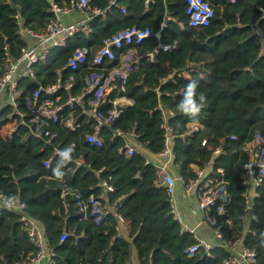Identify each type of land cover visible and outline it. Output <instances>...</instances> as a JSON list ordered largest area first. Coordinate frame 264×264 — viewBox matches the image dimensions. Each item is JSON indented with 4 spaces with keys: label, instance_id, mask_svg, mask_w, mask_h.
<instances>
[{
    "label": "trees",
    "instance_id": "obj_1",
    "mask_svg": "<svg viewBox=\"0 0 264 264\" xmlns=\"http://www.w3.org/2000/svg\"><path fill=\"white\" fill-rule=\"evenodd\" d=\"M71 1L55 0L60 6ZM206 1L214 8L215 18L210 27L193 29L185 0H154L148 8L145 0H117L106 19L94 20L89 40L83 38L58 51L37 68L38 78L45 84L52 82L53 71L77 46H89L91 40L101 42L133 25L156 31L165 13L172 15L175 22L163 30L162 42L177 47L160 53L155 63L143 60L130 76L127 92L135 105L125 110L119 127L128 132L136 125L140 148L158 155L165 149L164 120L158 108L163 105L170 110L174 164L180 178L188 185L198 181V172L208 167L211 177H220L218 171H223L230 202L218 218L217 229L226 240L242 239L255 253L252 264H264V180L256 189L253 213L257 220L250 221L249 232L241 219L247 211L243 165L249 154L244 149L257 133L264 137V0ZM109 5L110 0H92L93 7ZM51 19L48 0H0V67L7 55L17 58L27 46L18 33L20 26L38 32ZM157 45L156 40L144 43L138 47L139 55L154 51ZM180 72L190 77L169 78ZM192 81L197 84L192 100L202 105L194 116L183 109ZM6 114L7 110L0 112V127ZM192 124H198L199 130H190ZM58 130L63 148L75 142L76 154L86 162L74 173L61 165L64 180L43 167L50 153L42 151L40 140L24 129L7 140L0 134V192L9 202L23 204L24 212L41 223L48 248L55 253L54 264H130L134 252L138 264H225L231 257L227 249L217 246L211 250L212 258L202 251L193 257L186 255L185 250L197 240L182 232L174 220L165 189L156 185V169L140 149L128 156L124 140H111L107 128L102 148L85 142L88 126L79 133ZM217 149L219 154L214 153ZM103 182L114 191L105 193ZM75 193L84 198L106 194L105 203L114 215L101 226L81 221ZM117 216L129 225V238L119 235ZM63 231L71 236L60 243ZM35 254L20 216L0 210V264H15Z\"/></svg>",
    "mask_w": 264,
    "mask_h": 264
},
{
    "label": "built area",
    "instance_id": "obj_2",
    "mask_svg": "<svg viewBox=\"0 0 264 264\" xmlns=\"http://www.w3.org/2000/svg\"><path fill=\"white\" fill-rule=\"evenodd\" d=\"M237 1L229 0L230 3ZM116 2L117 0H110V5L106 9H100L92 6V0H72L67 6H60L55 0H50L52 13L50 22L38 32L20 26L18 33L27 46L21 50L17 58L7 55L3 66L0 67V112L7 110L5 123L0 127V134L7 140L11 139L19 129H24L33 138L40 140L43 143L42 151L48 150L50 153L42 165L46 169H53L54 178L64 180L63 175L57 177L55 174L57 169L62 170L61 165L67 167V171L72 173L86 165L83 155L75 152L77 147L75 142L69 144L66 149L63 148L58 127L66 132L79 133L83 131V127L88 126L90 131L85 133V142L94 148L103 147L104 130L107 128L112 132L111 140L119 138L124 140L123 149L127 151V155L134 154L139 147L135 132L136 125L128 132H124L119 127L125 110L135 105L134 99L127 92L128 80L139 69L143 60L155 63L160 53L171 52L177 47V44L162 42L163 30L170 22H175V18L166 12L156 31L149 27L141 28L133 25L113 33L101 42L91 40L89 46L75 47L65 63L53 71L51 75L53 81L43 83L38 78L37 68L45 65L49 58L69 44H77L83 38L89 40L93 33L94 20L106 19L111 7L117 6ZM153 3L154 0H145V7L148 8ZM185 4V13L191 28L211 26L215 18V10L208 1L185 0ZM73 12L79 13L81 17L75 22L66 23L64 18ZM121 12L125 13V8H121ZM180 27L183 28V25L180 24ZM150 40L157 41L156 49L139 55L138 47ZM175 76L190 77L187 72H180L172 74L169 78L173 80ZM27 89L29 90L26 91ZM199 109L198 113L202 105ZM158 110L162 113L165 130V149L161 154L170 155L172 159H175L173 149L171 151V144L174 146V137L169 126V119L173 113L163 105H160ZM199 128L198 124L190 125L192 131H197ZM232 139L235 138L232 137ZM202 145H206V141H203ZM69 149L71 150L69 158H62L60 153ZM244 150L249 154L248 161L243 165L246 176L244 184L248 186L247 211L241 219L246 222L249 214L252 221L257 220L253 213L254 202L250 200L248 192L250 182L257 188L264 180V137L257 133ZM214 153L219 154L220 150L217 149ZM154 167L156 185L165 189L174 220L179 224L182 232L193 235L176 208L174 200L176 178L169 172L167 166ZM218 172L220 177H211L205 171L198 172L200 177L198 181L184 184L187 194L196 195L203 220L214 229L217 241V244H214L197 240V243L187 248L185 253L193 257L202 251L208 258H212L211 250L217 246L231 253V257L225 264H252L255 253L243 245L239 254L234 255L232 251L241 239L226 240L217 229L218 218L225 214L230 202L223 171ZM101 186L105 189V193L114 191L113 187L106 182H103ZM66 193L67 188L64 189V195ZM105 195L99 197L90 195L84 198L79 193L74 194L81 221L101 226L109 220L113 213L109 210V205L105 203ZM257 197L256 193L254 199ZM23 208V204L9 202L0 192V210L13 211L20 216L23 229L36 249L34 256L15 264H54L55 253L48 248L43 226L27 215ZM117 218L118 222L123 221L120 216ZM70 236L69 232L63 231L60 243ZM74 238L77 240L78 236Z\"/></svg>",
    "mask_w": 264,
    "mask_h": 264
},
{
    "label": "crops",
    "instance_id": "obj_3",
    "mask_svg": "<svg viewBox=\"0 0 264 264\" xmlns=\"http://www.w3.org/2000/svg\"><path fill=\"white\" fill-rule=\"evenodd\" d=\"M50 1V0H48ZM81 15L77 12H73L69 16H66L64 18V21L66 23L75 22L77 21ZM145 157L147 158L148 162L152 163L154 166H161L165 165L168 167L169 172L176 178L177 184H176V191L174 195V200L176 204V208L178 210V213L180 217L182 218L184 224L187 226L189 230L192 231V234L196 240H204L209 243L217 244V241L215 239V232L214 229L206 224L203 220V215L198 207V200L194 193L187 194L185 191L184 183L182 182L177 166L174 164V159L171 158L170 155H164V154H152L149 151H146L144 149H141L140 146L138 147ZM173 149V144H171V151ZM212 168L208 167L205 172L209 173L211 172ZM256 189L252 182L249 183V197L252 202H254V196L257 193ZM109 210L114 214L115 211L112 207L108 206ZM252 220L251 215L249 214L246 219V229L245 232H248L249 230V224ZM118 230L119 235L123 238H129V225L124 221L118 222ZM243 240L239 242V244L236 246L235 250L232 251L234 255H238L239 252L242 249L243 246ZM47 264V263H44ZM130 264H138L137 263V257L136 253H133L132 262Z\"/></svg>",
    "mask_w": 264,
    "mask_h": 264
},
{
    "label": "clouds",
    "instance_id": "obj_4",
    "mask_svg": "<svg viewBox=\"0 0 264 264\" xmlns=\"http://www.w3.org/2000/svg\"><path fill=\"white\" fill-rule=\"evenodd\" d=\"M196 87H197V84L195 81H192L189 83V85L187 86V93H186L187 99H186L185 105L183 106L184 111L189 112L193 116L196 115L200 110L199 106H197L192 100L194 90ZM200 99L203 100L204 97L201 95ZM70 151L71 150L69 149V150H65V151L61 152L60 153L61 157L64 159H68ZM55 174L57 177L62 176V173L58 169L55 171Z\"/></svg>",
    "mask_w": 264,
    "mask_h": 264
},
{
    "label": "water",
    "instance_id": "obj_5",
    "mask_svg": "<svg viewBox=\"0 0 264 264\" xmlns=\"http://www.w3.org/2000/svg\"><path fill=\"white\" fill-rule=\"evenodd\" d=\"M18 11H20V9L19 8H16Z\"/></svg>",
    "mask_w": 264,
    "mask_h": 264
}]
</instances>
